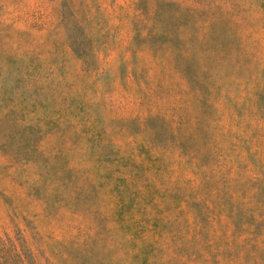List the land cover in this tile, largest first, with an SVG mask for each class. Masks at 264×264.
I'll return each mask as SVG.
<instances>
[{
  "label": "rangeland",
  "instance_id": "obj_1",
  "mask_svg": "<svg viewBox=\"0 0 264 264\" xmlns=\"http://www.w3.org/2000/svg\"><path fill=\"white\" fill-rule=\"evenodd\" d=\"M0 264H264V0H0Z\"/></svg>",
  "mask_w": 264,
  "mask_h": 264
}]
</instances>
